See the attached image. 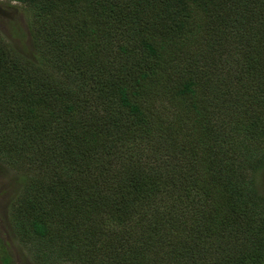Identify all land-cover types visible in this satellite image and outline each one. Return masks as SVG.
I'll return each instance as SVG.
<instances>
[{
  "label": "trees",
  "instance_id": "16d2710c",
  "mask_svg": "<svg viewBox=\"0 0 264 264\" xmlns=\"http://www.w3.org/2000/svg\"><path fill=\"white\" fill-rule=\"evenodd\" d=\"M7 1L34 53L0 37V163L37 264H264V0Z\"/></svg>",
  "mask_w": 264,
  "mask_h": 264
},
{
  "label": "rangeland",
  "instance_id": "374dc122",
  "mask_svg": "<svg viewBox=\"0 0 264 264\" xmlns=\"http://www.w3.org/2000/svg\"><path fill=\"white\" fill-rule=\"evenodd\" d=\"M27 14L19 4L0 0V37L18 54L32 58L34 50ZM22 175L16 169L0 163V264H3V257H7L11 264H37L27 247L17 240L9 218V208L20 189L19 179ZM258 181L264 193V170ZM210 248L211 252L218 251L213 246Z\"/></svg>",
  "mask_w": 264,
  "mask_h": 264
}]
</instances>
